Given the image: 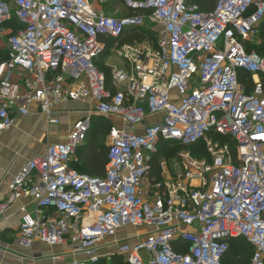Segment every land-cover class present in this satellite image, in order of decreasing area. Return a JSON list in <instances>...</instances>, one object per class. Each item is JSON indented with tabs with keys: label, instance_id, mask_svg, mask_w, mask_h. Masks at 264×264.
Returning a JSON list of instances; mask_svg holds the SVG:
<instances>
[{
	"label": "built area",
	"instance_id": "2783aa9c",
	"mask_svg": "<svg viewBox=\"0 0 264 264\" xmlns=\"http://www.w3.org/2000/svg\"><path fill=\"white\" fill-rule=\"evenodd\" d=\"M111 17L91 0H0V137L34 105L50 125L59 107L92 103L65 143L48 144L9 183L21 209L20 243L71 245L66 264H223L231 242L246 239L249 264H264V56L248 52L264 23V0H218L205 11L191 0H122ZM16 17L23 28L12 32ZM149 21L156 43L120 44ZM111 50V82L96 66ZM223 39V46L220 42ZM244 72L253 79L247 92ZM119 119L107 136L105 174L72 168L94 115ZM151 117L159 120L150 123ZM215 136L230 138L221 144ZM164 142L207 145L209 159L182 155L152 176ZM135 229L133 236L118 233ZM55 261L62 259L57 256Z\"/></svg>",
	"mask_w": 264,
	"mask_h": 264
},
{
	"label": "crops",
	"instance_id": "0c3cea01",
	"mask_svg": "<svg viewBox=\"0 0 264 264\" xmlns=\"http://www.w3.org/2000/svg\"><path fill=\"white\" fill-rule=\"evenodd\" d=\"M104 41L108 48L110 47L111 57L113 48L109 46L106 40ZM113 63H117V61ZM92 107L91 102L87 104L70 102L61 105L59 107L61 120L59 125L48 124L46 118L39 112L37 105L31 108L29 116L15 118L13 127L2 133L0 137V204L10 201L9 183L21 172L27 161L44 153L48 144L65 143L74 123L86 116ZM94 116L100 115L95 114ZM107 120L113 126H123L119 119ZM158 120V117H151L149 122L154 123ZM99 128L102 129V133L97 137L96 144L103 145L108 149L107 136L109 131L103 126ZM78 160L79 155L77 154L74 162ZM23 207H26L29 212H33L35 209L33 199H18L12 202L8 209L0 215V264H66L75 259H84L82 255L75 256L73 254L71 245L50 247L36 242L32 248L22 246L20 243V225ZM57 256L62 257V259L55 261L53 258Z\"/></svg>",
	"mask_w": 264,
	"mask_h": 264
},
{
	"label": "trees",
	"instance_id": "16d2710c",
	"mask_svg": "<svg viewBox=\"0 0 264 264\" xmlns=\"http://www.w3.org/2000/svg\"><path fill=\"white\" fill-rule=\"evenodd\" d=\"M218 0H197V2L201 8L205 11L213 10ZM7 28L11 30L13 33L23 28V24L14 17L12 21L7 24ZM261 31V43L257 45L256 42H247L246 48L248 52H256L262 56H264V23L260 27ZM147 40L153 41L156 43V37L154 32L151 29H148L146 25L141 27H133L126 30L123 36L118 40V42L122 44H130L134 45L136 43H143ZM109 43V46L115 42L111 39H106ZM117 42V41H116ZM110 48V47H109ZM101 55L95 62L96 66L101 69H104V61L110 55V49ZM8 58V49L0 48V60H6ZM102 72V71H101ZM108 82H111V72L105 73ZM262 79L264 80V75H262ZM240 82L241 84L246 86L247 92H251L253 88V79L250 75L242 72L240 74ZM103 126L106 130L110 131L113 127V124L107 120L103 116H94L92 122L91 131L87 137L86 142L78 149L77 154L79 155V160L77 162H73L72 168L75 165L74 169L80 172L81 174L90 175L93 177H101L105 174V167L108 161V149L103 145H97L96 139L102 133V129L99 127ZM105 130V129H104ZM104 133V132H103ZM216 140L221 144H229L231 149L235 151V143L227 137L223 136H215ZM200 142L194 146L183 147L179 144L172 142H164L159 147V152L154 156L152 162V176L156 177L157 180H161V167L159 165V159L161 155L166 154L167 157L177 156L178 154L174 153V151L169 150V147L179 148V149H192L194 147L199 146ZM168 149V150H167ZM209 157V154L207 152ZM209 159V158H208ZM254 249L252 245L246 239H237L231 242L230 250L224 260L223 264H249L250 260L253 256ZM114 263L122 264V259L116 257L113 259Z\"/></svg>",
	"mask_w": 264,
	"mask_h": 264
},
{
	"label": "rangeland",
	"instance_id": "374dc122",
	"mask_svg": "<svg viewBox=\"0 0 264 264\" xmlns=\"http://www.w3.org/2000/svg\"><path fill=\"white\" fill-rule=\"evenodd\" d=\"M122 0H92L93 5L96 7V9L103 11L107 16L111 17H124L128 16L130 14L129 11H125L122 7ZM146 27L148 29H151L153 31V26L150 24L149 21L146 22ZM261 30V29H260ZM259 30V35L257 36V39H254L253 42H256L257 45H260L261 40V31ZM153 44V41L147 40ZM116 42H113L111 44V47L114 48ZM7 45V39L4 35H0V48L1 49H6ZM220 46H223V39L220 42ZM112 58L110 55L107 57V59L104 61V69H101V71L104 73H108L109 71L111 72L110 65L112 63ZM101 141V140H100ZM172 149V150H171ZM168 150V149H167ZM169 150L174 151V153L178 154L177 156H170L167 157L166 154L159 156V165L161 169L163 168H169L170 170H174V164L175 162H178L179 165H181L183 158L181 157L184 154L189 153L191 156H193L196 159H208L207 155V145L206 143H201L199 146L194 147L192 149H179L173 147H169ZM75 165L73 166L74 169ZM136 233L135 229L129 228L123 232H119L118 238L119 239H124L130 236H133Z\"/></svg>",
	"mask_w": 264,
	"mask_h": 264
}]
</instances>
